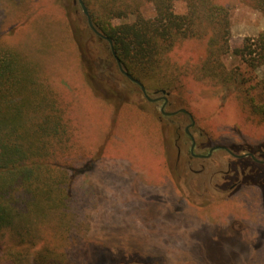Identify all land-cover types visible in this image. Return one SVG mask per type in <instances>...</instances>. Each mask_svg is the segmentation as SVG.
<instances>
[{
  "label": "trees",
  "instance_id": "16d2710c",
  "mask_svg": "<svg viewBox=\"0 0 264 264\" xmlns=\"http://www.w3.org/2000/svg\"><path fill=\"white\" fill-rule=\"evenodd\" d=\"M178 1L185 12L176 10ZM230 1L84 0L95 27L112 38L123 68L148 91L186 96L191 82L204 81L220 94L233 95L243 119L264 126V76L258 75L264 67V31L232 48ZM257 1L264 5V0ZM43 3L45 8L34 4L33 19L30 11L17 21L22 25L42 17L38 23L51 33L69 30L65 36L76 46L82 70L77 74L84 87L60 74L48 52L41 53L37 45L25 47L21 25L15 42L6 37L11 34L0 36V239L14 242L13 249L7 247L12 264H68L76 254L87 255L86 248L69 243L81 226L76 178L85 155L95 161L110 153L114 132L106 134L107 146L102 142L94 154L91 143L84 149L80 94H97L105 86L109 97L97 100L115 108L129 105L128 100L118 105V88L129 93L140 88L122 73L110 43L91 29L84 13L79 29L63 0L54 2L60 13L49 14L53 6ZM146 5L152 15L146 14ZM92 42L99 51L88 48ZM120 77L125 86L114 84ZM237 135L247 136L243 131L229 137ZM162 156L165 160L164 152Z\"/></svg>",
  "mask_w": 264,
  "mask_h": 264
},
{
  "label": "rangeland",
  "instance_id": "374dc122",
  "mask_svg": "<svg viewBox=\"0 0 264 264\" xmlns=\"http://www.w3.org/2000/svg\"><path fill=\"white\" fill-rule=\"evenodd\" d=\"M36 1L45 8L43 0H0V36L11 34L10 38L6 37L15 42L18 25H21L17 20L30 11V19L35 17ZM44 1L53 6L49 14L60 13L55 0ZM63 2L68 18L81 29L84 18L80 4L76 0ZM229 3L232 18L230 44L234 48L246 37L264 31V5L257 0H231ZM176 10L185 12V4L178 1ZM145 12L152 15V7L146 5ZM25 20L26 17L23 22ZM41 20L42 17H38L36 22L28 20L21 25L20 35L24 34L22 42L25 41V47L37 45L41 53L48 52V59L57 62L60 74L80 88L84 87L77 74L81 64L75 57L76 46L68 43L65 36L69 30L60 33L61 29L53 27L59 32L56 35L38 23ZM98 47L97 42H92L88 48L99 51ZM103 54L106 55L104 50ZM258 75L264 76V67L259 69ZM114 84L126 85L122 77ZM97 90V94L90 91L80 94L84 139L87 141L83 142V147L89 150L91 143L90 151L94 154L102 142L107 146L105 138L110 131L114 132V141L106 156L99 154L95 161H91L86 158L88 153L83 158L84 165L76 178L80 233L73 235L69 243L86 248L88 253L68 258L72 259L68 264H264V240L254 225L255 213L250 212L251 203L256 204V195L252 197L246 193V197L237 196L226 204L229 213L223 221L236 216L237 220L246 223V228L220 231L217 227H210L201 228L198 234L192 233L190 222L194 217L187 211L189 206L176 189L178 180L173 169L177 155L172 143V128L160 117L157 108L148 104L140 88L135 87L132 93L118 88L120 96H115L118 105L124 100H128L129 105L115 108L97 100L109 97L106 87ZM224 93L220 94L207 82H191L186 96L170 91L171 107L168 109H187L213 142L223 133L228 141L233 132L241 134L244 131L247 138L264 136V126L243 119L235 97H227ZM149 94L152 95V91ZM188 178L183 176L180 182H189ZM203 212L206 211L199 212L202 218L207 214ZM207 216L211 215L208 213ZM261 224L264 226L263 222ZM13 245L12 240L0 239V264H12L7 247L13 249ZM95 248L97 255L93 256Z\"/></svg>",
  "mask_w": 264,
  "mask_h": 264
},
{
  "label": "flooded vegetation",
  "instance_id": "af4514ba",
  "mask_svg": "<svg viewBox=\"0 0 264 264\" xmlns=\"http://www.w3.org/2000/svg\"><path fill=\"white\" fill-rule=\"evenodd\" d=\"M143 95L174 132L172 143L177 156L173 172L178 180V195L186 200L187 211L194 217L190 222L191 232L210 227L220 231L246 228V223L236 216H231L227 222L223 220L229 213L226 204L249 193L252 197L256 195V204L251 203L250 212L255 213L253 222L264 240L261 224L264 223V139L237 135L233 139L229 137L228 141L221 134V138L213 142L195 118L192 123L190 112L168 109L171 107L168 96L155 92L149 97ZM183 176L189 177V182L181 183ZM202 211L207 213L203 218L199 214ZM208 213L211 216H207Z\"/></svg>",
  "mask_w": 264,
  "mask_h": 264
},
{
  "label": "water",
  "instance_id": "95a60500",
  "mask_svg": "<svg viewBox=\"0 0 264 264\" xmlns=\"http://www.w3.org/2000/svg\"><path fill=\"white\" fill-rule=\"evenodd\" d=\"M79 4H80V7L82 9V12L84 13V15L87 17V20H88V24L89 26L91 27V29H93V31H95V33H97L98 35H100L101 37L105 38L111 45V48H112V51H113V54L115 55L116 59H117V63L120 67V70L122 71V73L127 77L129 78L131 81L135 82L137 85H139V87L141 88L142 92L147 95V97H149V91L146 89V86L138 79H136L135 77H133L127 70H125L120 62V59L118 58L116 52H115V49H114V46H113V40L111 37L109 36H106L105 34H103L101 31H99L95 25L93 24L92 22V18H91V15L89 13V9L88 7L86 6L84 0H76ZM155 93H163V95L165 96H168L170 94V91H167V90H161V91H155ZM179 111L181 112H184V113H189V111L185 108H180ZM178 112V111H176ZM174 112V113H176ZM190 115V118L191 120L193 121L192 123L195 122V119L193 117V115L191 113H189Z\"/></svg>",
  "mask_w": 264,
  "mask_h": 264
}]
</instances>
